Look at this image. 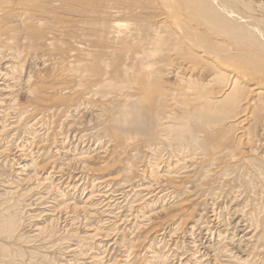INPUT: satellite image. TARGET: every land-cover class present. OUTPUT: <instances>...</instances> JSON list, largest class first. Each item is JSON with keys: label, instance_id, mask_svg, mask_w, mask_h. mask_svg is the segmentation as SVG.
Segmentation results:
<instances>
[{"label": "rangeland", "instance_id": "1", "mask_svg": "<svg viewBox=\"0 0 264 264\" xmlns=\"http://www.w3.org/2000/svg\"><path fill=\"white\" fill-rule=\"evenodd\" d=\"M83 1L42 0L43 6L41 4L38 5L39 8L34 6L33 13L44 18L43 20L35 18L36 21L38 19L41 22H34V24L38 31L41 33L43 31L45 35L41 34V37L44 38L38 43V46L30 47L32 46L30 42L23 46L24 57L23 52L18 51L16 45H12L11 50L7 46L0 45V53L9 54V58L15 66L21 62L17 68L19 72L25 71L24 75L26 71L28 72L32 62L30 54H36V64L43 63V57L45 59L49 56L50 63L45 61V72L39 74L40 80L44 79L46 82L37 80L35 84H38L39 81L38 86L41 85L40 83H42L41 87H49L50 84L51 88L54 86L55 91L44 90L45 92L42 94L47 97L48 95L54 96V98L49 96L50 99L52 98L51 103L56 101V103H52L54 107L51 106V103L33 104L37 108L32 110V108L29 109L32 102L23 97L20 110L14 108L10 112L7 111L12 116H8L4 121H7L6 124L12 125L8 126L5 131L0 124V135L3 134L0 136V216L2 215L0 219V228L2 227L0 229V264H264V147L257 149L264 142V134H262L264 115L258 114L260 118L257 117V119L249 118L250 110L248 109L247 120L241 126L235 127L231 125V122L236 119L230 120L220 113L204 110L201 117L197 118L194 107H200L201 102L190 103L191 105L185 107L179 106V104L176 106L170 104L168 99L170 94L172 92L179 94L182 88L166 77L168 74L171 75L175 71L174 68L178 66L177 60H173L175 56L170 52L169 55L167 51H163L164 55L160 53L157 57L159 60L155 58V55V61L147 51L141 52V48L135 44L136 42H133V45L129 40L130 46H128L129 41L125 43V46L122 41L123 34H120L121 37L118 36L115 41V38L109 37V39H113V45L106 38L108 35L103 37L106 33L101 28V23L106 18L109 19L105 21L108 25L119 22L123 26L122 30L125 29V26L144 18V15H141L143 14L141 9L136 8L137 0ZM87 1L92 3L88 4ZM112 2L113 5L117 3L116 6L113 7ZM49 5H57V7L50 6L51 8H49ZM111 5L112 7H110ZM130 6L132 8H129ZM74 7L76 11L73 10ZM87 7L89 10L86 9ZM120 8V15L115 14L114 12ZM122 8H128V10L123 11ZM47 9L50 11H46ZM130 9L131 11H129ZM89 11H92L93 18L98 20H94L91 14L87 13ZM136 14L137 16H135ZM70 16L74 17L71 18L73 19L72 25L70 24L71 19L67 22ZM109 16L111 19L108 18ZM142 16L143 18H141ZM82 18L85 19L82 20ZM86 19L88 22H92L89 25L88 22L84 24ZM82 21L84 23L81 25L79 22ZM93 21H99V23L94 24ZM55 23L56 25L62 23L61 29H59L60 27L56 28ZM52 24L53 27H51ZM79 24L82 27L79 26L78 29ZM63 25L69 27L65 26V28ZM46 27L49 28L44 32L43 28ZM83 27L89 30L90 28L98 29L100 32L98 30L89 32ZM56 31L60 34L54 35ZM88 32L94 35V38L90 34L88 35ZM75 34L78 37L79 35L85 36L86 39L79 40L77 36L75 38ZM83 34L85 35L83 36ZM66 35L74 36L67 38L69 36ZM51 37H57L56 39L59 41L55 43L56 39H53L54 47L57 50L53 48L52 53L45 46L46 40H51ZM73 37L77 40H73ZM102 37L104 41L101 40ZM68 39H72V41ZM87 39L91 42L89 43ZM63 40H65V45ZM86 40L88 46L87 42H85L86 46L83 42ZM109 41L110 43H108ZM75 42L89 48V51L92 48L96 49V52L91 50L96 54L92 55L97 58V62L93 66L98 65L95 67L97 68L101 62H106L108 65L106 71L111 70V73L106 72L107 80L113 79L114 82L111 80L106 84L100 78H93V82H91L92 80H83L84 87L82 86L81 89L77 86L78 82L75 84L76 80H70L65 75L59 77L62 72L66 74L72 69L70 63L74 58L73 63L76 62V58L82 62L83 58L79 56L80 59L78 53L72 55V49L73 52L76 50ZM106 43L111 45L106 46ZM39 45H43V48ZM69 45L75 47H70V49ZM59 46L62 49L68 48V51L62 50ZM129 47H131V51ZM38 49L40 50L38 51ZM97 50H99L98 54ZM17 51L22 55L17 54ZM113 51H116L115 54ZM131 52L133 54H130ZM48 53H51L52 56ZM63 54L68 55L64 57ZM97 55H102L99 56L101 59ZM12 58L17 59L13 61ZM65 59H71L68 61L69 65ZM65 61L66 63H64ZM131 61L133 62L131 63ZM149 61L152 64L148 63ZM155 62L157 65L154 64ZM22 65L24 70L20 67ZM63 65L66 68L69 67L66 69ZM87 66L89 67V65ZM110 66L113 67L110 68ZM130 68L133 69L130 70ZM152 68L155 70L152 71ZM85 69L87 68L85 67ZM92 69L91 71L94 70ZM4 70L3 63L0 61V71L4 72ZM42 74H46L43 79ZM90 74L93 75L91 72ZM150 75H152L151 78ZM142 77L145 78H143V82ZM121 79H123L122 82ZM144 81L145 84H143ZM1 83L2 80H0V85ZM134 83L138 85L136 86ZM112 88H114L113 91ZM46 91L48 92L46 93ZM150 96L152 97L150 98ZM144 97L148 98L146 102ZM0 98V115L5 116L2 112L8 102L4 96L1 95ZM81 98L86 101H81ZM62 99L66 100L61 102ZM163 100L166 101L163 102ZM84 103L86 104L83 105ZM173 107L177 116L181 115L183 120H171L168 125L181 127L183 128L182 132L165 130L164 125L166 126L167 123H164L166 121L164 119ZM51 108L54 109V114H51ZM39 111L40 113H38ZM84 112L86 116L80 117V113ZM185 112L189 114H187L189 119L183 117L187 116ZM1 116L0 121L2 122ZM49 116H52L53 119ZM21 118L23 120L20 121ZM39 124L41 125L39 126ZM176 124L177 126H175ZM68 126L69 128H67ZM156 138L160 139L156 140ZM168 141H170L169 144ZM162 147L164 148L162 149ZM176 147L178 148L175 149ZM170 149H174V152ZM251 149L257 150L249 152ZM232 156H235L233 161ZM11 218L12 222L9 223ZM8 225L11 228H8ZM14 229L16 230L14 231Z\"/></svg>", "mask_w": 264, "mask_h": 264}, {"label": "bare ground", "instance_id": "2", "mask_svg": "<svg viewBox=\"0 0 264 264\" xmlns=\"http://www.w3.org/2000/svg\"><path fill=\"white\" fill-rule=\"evenodd\" d=\"M72 1V0H71ZM83 1V0H82ZM110 1V0H108ZM114 1V0H113ZM131 1V0H130ZM136 1V0H135ZM134 1V3H135ZM83 2H86L85 0ZM94 2V0H93ZM96 2V1H95ZM115 2V1H114ZM117 2V1H116ZM119 2V1H118ZM138 2L136 8L138 10L141 9V11L143 12L144 18L143 16L141 18H143L141 21H138L134 24L125 26V29L122 30V25L119 22H114V24H110L108 25L107 19L102 21L101 23V28H103L104 32L106 33L105 35H103V37L105 38L106 35H108L106 38L109 39L110 38H115L114 41L116 40V38L121 37L120 34H123L122 37V41L125 43H128V41H132L138 45L141 48V52H145L147 51L148 54L152 55V59H154L155 55L157 57H159V54L162 53L163 51H167L168 54L170 52V54H173L174 59L173 60H177V67L174 68L175 71L174 72H170L171 75H166L167 79H171L173 80V83L182 87L180 90L181 92L179 94H175L174 92H172L170 94L169 102L170 104L173 105H178L179 106H188L191 105L190 103H197V102H201L202 105L200 107H194V113L195 116H197V118L201 117L202 115V111L207 110L209 112H213V113H220V114H224V116H226V118H229L230 120L232 119H236L233 120L231 122V125L236 126H241L243 124V122H245L247 119V112L248 109L249 111V118L253 117L254 119H257L258 114L261 116V114L264 115V0H140V1H136V3ZM60 3V2H59ZM74 3H76L74 1ZM88 4H91L92 2H88ZM103 3V2H102ZM124 3V2H123ZM127 3V2H126ZM39 4L42 5V0H0V45L2 46H7V48H9V50L12 49V45H16L18 51L23 52V57L24 55V51H23V46L27 43L30 42L35 46H38V43H40V41H43L41 37V34L45 35V33H42L40 31H38L36 24H34V22L39 23L41 22L40 20L35 18H40L42 16H38L37 13H33L34 8L36 6H38ZM47 4V2H46ZM117 4V3H115ZM114 4V5H115ZM132 4V3H131ZM55 5V4H54ZM87 5V4H86ZM106 6V3L104 4ZM108 5V3H107ZM113 5V2H112ZM112 5L110 7H112ZM113 5V7H114ZM120 5V4H119ZM35 6V7H34ZM43 6V5H42ZM47 6V5H46ZM50 6L53 5H49V8H51ZM104 6V8H105ZM116 6V5H115ZM132 6V5H131ZM129 8H132V7ZM53 7H57L53 6ZM124 7V6H122ZM39 8V6H38ZM42 8V7H41ZM78 8V7H77ZM76 8V9H77ZM89 7H87L86 9H88ZM134 8V6H133ZM135 8V9H136ZM45 9V8H44ZM53 9V8H52ZM59 9V8H56ZM70 9V8H69ZM79 9V8H78ZM84 9V12H86ZM106 9V8H105ZM114 10V8H111ZM123 9V8H122ZM125 9V8H124ZM123 11L128 10L125 9ZM136 9V11H137ZM38 10V9H37ZM49 9H47L46 11H48ZM71 10V9H70ZM75 10V7L74 9ZM89 10V9H88ZM133 10V9H132ZM50 11V10H49ZM55 11V10H54ZM53 11V13H54ZM76 11V10H75ZM83 11V10H81ZM94 11V10H92ZM91 11V12H92ZM131 11V9L129 10ZM261 13H260V12ZM74 12V11H73ZM79 12V11H78ZM77 12V13H78ZM90 12V11H89ZM87 12L88 14L92 13ZM121 12V8L118 11H115V14H119ZM59 13V12H58ZM76 13V12H75ZM101 13V12H98ZM104 13V12H102ZM105 13L107 14V12L105 11ZM125 13V12H124ZM138 13V16H140ZM50 14V13H49ZM84 14V13H83ZM97 14V13H96ZM112 14V13H110ZM109 14V15H110ZM43 15V13H42ZM78 15V14H77ZM80 15V13H79ZM108 15V14H107ZM120 15V14H119ZM125 15V14H124ZM133 15V14H131ZM49 16V15H48ZM82 17V15H80ZM85 16V15H84ZM83 16V17H84ZM87 16V15H86ZM98 16V15H96ZM106 16V15H104ZM137 16V14L135 15ZM44 17H46L44 15ZM100 17V16H99ZM98 17V18H99ZM112 17V16H111ZM117 17V16H116ZM119 17V16H118ZM51 18V17H50ZM71 18H74L72 16H70L68 18V21H70ZM93 18V16H92ZM92 18H90L92 20ZM101 18V17H100ZM99 18V19H100ZM103 18V17H102ZM103 18V19H104ZM110 18V16L108 17ZM113 18V17H112ZM44 19V18H43ZM42 19V20H43ZM48 19V18H46ZM85 18H82V20ZM88 19V18H87ZM86 19L85 23L84 21L79 22L87 24L88 20ZM94 20L96 18H93ZM111 19V18H110ZM114 19V18H113ZM112 19V20H113ZM119 19V18H118ZM49 20V19H48ZM57 20V19H56ZM59 20V19H58ZM57 20V21H58ZM79 20V18H78ZM98 20V19H96ZM110 20V21H112ZM50 21V20H49ZM53 21V20H51ZM77 23V20H75ZM73 19H71V25H72ZM92 21L88 22V25L91 23ZM94 22V21H93ZM96 22L99 23V21H95L94 24H96ZM101 22V21H100ZM44 24H46L45 22H43ZM49 23V22H48ZM50 23H54V22H50ZM43 24V25H44ZM75 24V22H74ZM83 24V25H84ZM47 26V25H44ZM59 25V23H58ZM55 23L56 28L60 27V25H62V23L58 26ZM80 24L78 25V29L79 26H81ZM40 26V25H39ZM51 26V25H50ZM49 26V27H50ZM54 26V27H55ZM64 26V25H63ZM66 26V25H65ZM64 26V27H65ZM87 26V25H86ZM85 26V27H86ZM99 26V24H98ZM41 27V26H40ZM39 27V29H41ZM43 28L44 32L45 29L49 28ZM53 27V24L52 26ZM62 27L63 29H65L66 27L68 28L69 26H66L65 28ZM76 27V26H75ZM82 27V26H81ZM71 28V27H70ZM72 28H74L72 26ZM90 28V27H88ZM96 28V27H95ZM100 28V27H99ZM52 30V28H50ZM61 29V27L59 28ZM76 29V28H75ZM77 29V31H78ZM83 29H87L84 28ZM94 29V28H92ZM90 28L87 29L89 30V32H91L92 30ZM48 30V29H47ZM46 30V31H47ZM66 30V29H65ZM70 30V29H69ZM72 30V29H71ZM74 30V29H73ZM72 30V31H73ZM86 30V31H87ZM98 30V29H97ZM97 30H92V31H97ZM102 30V29H100ZM80 31V30H79ZM82 31V29H81ZM99 31V30H98ZM101 31V32H103ZM48 32V31H47ZM54 32V31H53ZM52 32V33H53ZM67 32V31H65ZM64 32V33H65ZM85 33V31H83ZM88 32V35L91 33ZM100 32V31H99ZM56 33L60 34L59 32H55L54 35H57ZM62 33V31H61ZM75 33V32H74ZM66 34V33H65ZM73 34V32H72ZM79 34V33H78ZM81 34V33H80ZM99 34V33H97ZM53 35V36H54ZM64 35V34H62ZM85 34H83L84 36ZM65 36V35H64ZM69 36V35H66ZM74 36V35H72ZM71 35L67 38H71ZM76 34H75V38H76ZM94 38V35H91ZM50 37V36H49ZM58 37V36H57ZM56 37V38H57ZM85 37V36H84ZM82 36L79 35V37L77 36V38L83 39L85 40L86 38H84ZM90 37V36H89ZM101 37V36H100ZM99 37V38H100ZM102 37V38H103ZM56 38H52L51 40H46V48L48 49V51H51V53L53 52L52 49L56 48L54 47L55 43H58L59 41ZM98 38V37H96ZM95 38V39H96ZM104 38L101 39L104 41ZM56 39V42L54 40ZM64 39V38H63ZM44 40V41H45ZM53 40V41H52ZM70 40V39H68ZM73 40L74 37H73ZM77 40V39H76ZM75 40V41H76ZM88 40V39H87ZM83 41L84 43L87 42ZM100 40V39H98ZM112 43V40L109 39ZM118 40V39H117ZM120 40V39H119ZM118 40V41H119ZM64 45H65V40H63ZM72 41V39L70 40ZM89 41V40H88ZM110 41L108 43H110ZM121 41V40H120ZM129 41V42H130ZM55 42V43H54ZM62 43V40L60 41ZM67 42V41H66ZM91 41H89L90 43ZM95 42V41H94ZM69 43V42H67ZM76 43V50L72 49V55H75L76 53H78V57L82 56L81 58H83L80 62V60H78V58H76V62L73 63V61L75 60V58L72 60L71 64V70L66 72V74H63L59 76H66L69 77V79L71 80H76V83L78 82V87H82L83 86V80H88L91 81L93 78H100L104 81V83H108V81L110 82L113 79H108L107 73L110 71H106L108 70V65L106 62H101L100 66L95 68L96 66H93V64L95 62H97V58H96V54L94 52H96V49L92 48L91 46V50L94 51L92 53V51L88 50L89 48L85 47L82 45L80 46L79 42H75ZM93 43V42H92ZM91 43V44H92ZM104 43V42H103ZM71 44V43H70ZM107 44V43H106ZM116 44V43H115ZM118 44V43H117ZM123 44V45H124ZM131 42L129 43L128 46H130ZM63 45V47H65ZM98 45V44H97ZM105 45V44H104ZM109 44H107L106 46H108ZM111 45V44H110ZM109 45V46H110ZM113 45V43H112ZM120 45V44H119ZM122 45V46H123ZM134 45V44H133ZM135 45V46H136ZM29 46V43H28ZM40 46V45H39ZM43 45H41L40 47H42ZM57 46V45H56ZM62 46V45H60ZM59 46V47H60ZM84 46V47H83ZM87 46H88V42H87ZM89 46V47H90ZM95 46V45H93ZM98 46H101L100 44ZM103 46V45H102ZM101 46V47H102ZM115 46V45H114ZM126 46V44H125ZM11 47V48H10ZM27 47V45H26ZM58 47V48H59ZM69 48L71 47L70 45L68 46ZM73 47V45H72ZM71 47V48H72ZM75 47V46H74ZM73 47V48H74ZM97 47V46H95ZM113 47V46H112ZM117 47V46H116ZM115 47V48H116ZM134 48V46H132ZM137 47V46H136ZM1 48V47H0ZM3 48V47H2ZM28 48V47H27ZM45 48V49H46ZM62 49V47H60ZM70 48V49H71ZM98 48V47H97ZM100 48V47H99ZM98 48V49H99ZM107 48V47H105ZM103 48V49H105ZM111 48V47H110ZM109 48V51H110ZM124 48V47H123ZM128 48V47H126ZM132 48V49H133ZM4 49V48H3ZM37 49V48H36ZM35 49V50H36ZM64 50L66 48H63ZM62 49V50H63ZM68 49V48H67ZM66 49V50H67ZM87 49V50H84ZM101 49V50H103ZM125 49V48H124ZM130 51H131V47H129ZM128 49V51H129ZM40 49H38L39 51ZM57 50V48L55 49ZM108 50V49H107ZM113 50V49H112ZM123 50V49H121ZM137 51V49H135ZM17 51V52H18ZM31 51V50H29ZM34 51V50H33ZM68 51V50H67ZM106 51V50H105ZM134 51V50H133ZM11 52V51H10ZM9 52V53H10ZM14 52V51H13ZM16 52V53H17ZM20 52H18L17 54H21ZM28 52V51H27ZM60 52V51H59ZM99 50H97V54H98ZM103 52V51H102ZM114 52V51H113ZM116 52V51H115ZM115 52L113 54H115ZM140 52V53H141ZM15 53V54H16ZM35 53V52H34ZM51 53H48L49 55H51ZM55 53V52H54ZM58 53V52H57ZM101 53V51H100ZM104 53V52H103ZM110 53H112L110 51ZM123 53V52H122ZM139 53V52H138ZM146 53V54H147ZM11 54V53H10ZM21 54V55H22ZM28 54V53H27ZM44 54V53H43ZM47 54V55H48ZM56 54V53H55ZM61 54V53H59ZM95 54V55H92ZM102 54V53H101ZM109 54V52H108ZM107 54V55H108ZM130 54H133L132 52ZM129 54V56H130ZM135 54V53H134ZM164 55V53H162ZM167 54V53H166ZM165 54V55H166ZM169 54V55H170ZM20 55V56H21ZM65 55L64 57H66V55L68 54H63ZM104 56V54H102ZM102 55H97L102 56ZM142 56H144L141 53ZM158 55V56H157ZM17 56V55H16ZM31 63L30 66L28 68V72L26 71L25 75L24 72H19L18 68L19 66H17L19 63L21 64V62L17 63V65L15 66L13 64V62L10 60L11 58H9V54H4V53H0V61H2L3 63V69L4 72L0 71V80H2V83L0 85V96H4V98L7 100V106L5 107V110H3V114L5 116H1L2 122L0 121V124H2V129L5 130L7 129L8 126L12 125V124H6L7 121H4L5 118H8V116H12V114H9V112L15 108V110H20V105L21 104V100L23 97H26L27 99H29L32 102V105H30L31 107L29 109L32 108L36 110V108L33 106V104L35 105H40V104H45V103H51V99L49 98L50 95H48V97L44 94H42L43 92H45L44 90H54V86L51 88V84L50 86H43L41 87L42 83H40L41 85L38 86V84H35V81L40 80V73L45 72V68L46 65L45 63L51 61V58H49V56L47 58L44 59L43 57V63L40 62V64H36V54L31 55ZM41 56V55H40ZM44 56V55H43ZM52 56V55H51ZM57 57V55H55ZM126 56V54H125ZM124 56V57H125ZM128 56V55H127ZM141 56V57H142ZM22 57V58H23ZM38 57V56H37ZM62 57V56H61ZM68 57V56H67ZM77 57V56H76ZM79 57V58H80ZM95 57V58H94ZM138 57V55H137ZM146 57V56H145ZM143 57V58H145ZM19 58V56H18ZM55 58V57H54ZM58 58L59 55H58ZM69 58V57H68ZM80 58V59H81ZM94 58V59H93ZM100 58V57H99ZM106 58V56H105ZM140 58V57H138ZM137 58V59H138ZM161 58V57H160ZM13 59V58H12ZM17 59V58H16ZM16 59H13L16 60ZM21 59V57H20ZM19 59V60H20ZM93 59V60H91ZM101 59V58H100ZM108 59V58H107ZM127 61L129 59L126 58ZM134 59V58H133ZM158 59V58H157ZM22 60V59H21ZM53 60V59H52ZM60 60V59H59ZM58 60V61H59ZM63 60V59H62ZM67 60V59H65ZM71 59L67 60V64L69 63L68 61ZM78 60V61H77ZM105 60V59H104ZM109 60V59H108ZM136 60V59H135ZM139 60V59H138ZM149 60V58H148ZM156 61V59H154ZM159 60V59H158ZM157 60V61H158ZM181 60V62H180ZM18 61V60H17ZM23 61V60H22ZM38 61V60H37ZM46 61V62H45ZM54 61V60H53ZM52 61V63H53ZM61 61V60H60ZM100 61V60H99ZM130 61V60H129ZM153 61V60H151ZM162 61V59H161ZM160 61V62H161ZM36 62V63H35ZM133 61H131L132 63ZM136 62V61H135ZM142 62V61H140ZM144 62V61H143ZM16 63V62H15ZM48 63V64H49ZM59 63V62H58ZM62 63V61H61ZM66 63V61L64 62ZM138 63V62H137ZM146 63V62H145ZM150 63V61L148 62ZM26 64V63H25ZM63 64V63H62ZM129 64V62H128ZM139 64V63H138ZM142 64V63H141ZM152 64V62L150 63ZM149 64V65H150ZM155 65L156 62L154 63ZM159 64V63H158ZM162 64V63H161ZM58 65V64H57ZM69 65V64H68ZM89 65V67L87 66ZM135 65V64H134ZM137 65V64H136ZM143 65H145L143 63ZM148 65V64H146ZM59 66V65H58ZM64 66V65H63ZM62 66V68H63ZM92 66V67H91ZM104 66V67H102ZM132 66V64H131ZM139 66V65H138ZM21 69L24 70V66H20ZM60 67V66H59ZM65 67V66H64ZM69 66H67L68 68ZM83 67V68H81ZM85 67L88 69H85ZM113 66H110V68H112ZM126 67V66H125ZM128 67V66H127ZM66 68V67H65ZM66 68V69H67ZM74 68V69H73ZM94 70H93V69ZM101 68V69H100ZM104 68V69H103ZM122 68V67H121ZM136 68V66H135ZM149 68V67H148ZM172 68V67H171ZM56 69V68H55ZM91 69L93 71H91ZM105 70L104 72H102L103 70ZM129 69V68H128ZM133 68H130V70ZM155 70V68H152ZM60 70V68H59ZM102 70V71H101ZM129 70V71H130ZM142 70V68H141ZM149 70V69H148ZM53 71L55 72V70L53 69ZM123 71V70H122ZM121 71V72H122ZM147 71V69H146ZM51 73V71H49ZM48 72V73H49ZM90 72L93 74L91 75ZM107 72V73H106ZM128 73V71H126ZM131 72V71H130ZM148 72V71H147ZM151 72V70H150ZM65 73V72H64ZM111 73V72H110ZM125 73V72H122ZM132 73V72H131ZM154 73V72H152ZM54 74V73H53ZM61 74V71H60ZM133 74V73H132ZM155 74V73H154ZM46 74H42V79L43 76H45ZM48 75V74H47ZM120 75V74H119ZM148 75V74H146ZM110 76V74H109ZM113 76V75H112ZM129 76V74H128ZM133 76V75H132ZM131 76V77H132ZM152 75H150L149 77L151 78ZM51 77V75H50ZM54 77H56V75H54ZM106 77V79L104 80V78ZM48 78V76H47ZM46 78V79H47ZM130 78V77H129ZM143 78L142 77V82H143ZM149 78V79H150ZM49 79V78H48ZM95 79V80H96ZM145 79V78H144ZM148 79V77L146 78V80ZM153 79V78H152ZM44 80V79H43ZM42 80V81H43ZM59 80V79H58ZM123 79H121L122 82ZM133 80V79H131ZM41 81V80H40ZM41 81V82H42ZM45 81V80H44ZM43 81V82H44ZM68 81V80H67ZM46 82V81H45ZM44 82V83H45ZM49 82V81H48ZM51 82V81H50ZM61 82V81H60ZM65 82V81H64ZM63 82V83H64ZM93 82V80L91 81ZM100 82V81H99ZM98 82V84H99ZM120 82V83H121ZM131 82V81H130ZM138 83V82H136ZM86 84V83H85ZM84 84V85H85ZM93 84V83H92ZM96 84V83H95ZM111 84V83H110ZM113 84V83H112ZM135 84V83H134ZM139 84V83H138ZM137 84V85H138ZM145 84V81L144 83ZM154 85V83H152ZM97 85V84H96ZM101 85V84H100ZM123 85V83H122ZM136 85V84H135ZM136 85V86H137ZM104 86V85H102ZM108 86L110 87V85L108 84ZM107 86V88H109ZM252 86V87H250ZM84 87V86H83ZM101 87V86H100ZM124 87V85H123ZM131 87V86H130ZM134 87V85H133ZM139 87V86H138ZM148 87V86H147ZM153 87V86H152ZM74 88V87H72ZM76 88V86H75ZM106 88V87H105ZM127 88L129 89V86L127 85ZM145 88V87H144ZM59 90V88H57ZM56 89V91H57ZM77 89V88H76ZM82 89V88H81ZM102 89V87H101ZM114 88H112L113 91ZM121 89V88H120ZM136 89V88H135ZM161 89V88H160ZM165 89V88H164ZM63 90V89H62ZM68 90V89H66ZM65 90V91H66ZM78 90V89H77ZM80 90V89H79ZM84 90V89H83ZM99 90V89H98ZM97 90V91H98ZM130 90V89H129ZM132 90V89H131ZM141 90V89H140ZM139 90V92H140ZM167 90V89H166ZM55 91V90H54ZM69 91V90H68ZM75 91V90H74ZM95 91V90H94ZM125 91V90H124ZM176 92V90H173ZM48 91H46L47 93ZM50 92V91H49ZM71 92V91H70ZM82 92V91H80ZM117 92V91H116ZM129 92V91H127ZM138 92V93H139ZM170 92V91H169ZM55 93V92H54ZM57 93V92H56ZM78 93V92H77ZM85 93V92H84ZM103 93V92H102ZM101 93V94H102ZM141 93V92H140ZM159 93V92H157ZM161 93V92H160ZM132 94V93H131ZM145 94V93H144ZM169 94V93H168ZM57 95V94H55ZM61 95V94H60ZM63 95V93H62ZM65 95V94H64ZM82 95V94H80ZM125 95V94H124ZM139 95V94H138ZM152 95V94H151ZM155 95V94H154ZM157 95V94H156ZM159 95V94H158ZM179 95V96H178ZM37 96H40L41 98H38ZM101 96V95H100ZM120 96V95H119ZM126 96V95H125ZM142 96V95H141ZM145 96V95H144ZM160 96V95H159ZM183 97L181 99V97ZM53 97L54 96H50ZM129 97V96H128ZM136 97V96H135ZM139 97V96H137ZM143 97V96H142ZM152 96H150L151 98ZM155 97V96H154ZM163 97V96H162ZM180 97V98H179ZM43 98V99H42ZM62 98V97H61ZM99 98V97H98ZM149 98V99H150ZM166 98V97H165ZM187 98V99H185ZM1 99V98H0ZM56 99V97H55ZM54 99V100H55ZM60 99V98H59ZM58 99V101H59ZM82 99V98H81ZM124 99V98H123ZM130 99V98H129ZM133 99V98H132ZM148 98L144 97V101L146 102ZM154 99V98H153ZM163 99V98H162ZM161 99V100H162ZM44 100V101H43ZM66 99H62L60 100L61 102H64ZM77 100V98H76ZM84 99H82L81 101H83ZM137 100V99H136ZM141 100V99H140ZM156 100V99H155ZM75 101V100H74ZM86 101V100H84ZM131 101V100H130ZM143 101V102H144ZM150 101V100H149ZM166 101V100H165ZM163 100V102H165ZM2 102V100H1ZM6 102V101H5ZM56 103V101H54ZM54 102H52L54 104ZM134 102V101H133ZM136 102V101H135ZM154 102V100H153ZM51 103V104H52ZM83 103V102H82ZM81 103V104H82ZM137 103V102H136ZM43 104V105H44ZM50 104V105H51ZM53 104L51 106H53ZM86 103H84L83 105H85ZM151 104V103H150ZM167 104V102H166ZM5 105V104H4ZM65 105V104H64ZM70 105V104H68ZM67 105V107H68ZM99 105V104H97ZM169 105V104H168ZM194 105V104H193ZM46 106V105H45ZM49 106V105H47ZM46 106V107H47ZM144 106V105H143ZM148 106V105H147ZM167 106V105H166ZM174 106V107H175ZM50 107V106H49ZM54 107V106H53ZM52 107V108H53ZM56 107V105H55ZM62 107V106H60ZM64 107V106H63ZM70 107V106H69ZM145 107V106H144ZM172 107V106H170ZM173 107V109L170 111H168V115L165 117L164 120H166L164 123L166 124L165 130L172 132V131H179L182 132L183 128L181 127H174L172 125H168L169 122L171 120H178V121H182L183 118H181L182 116L176 114L175 112V108ZM28 108V107H25ZM42 108V107H39ZM50 110L51 114H54L55 112L53 111L54 109ZM58 108V107H57ZM151 108V105H150ZM168 108V107H167ZM189 110V107H187ZM186 108V110H187ZM66 109V107H65ZM73 109H75V107H73ZM134 109V108H132ZM154 109V108H153ZM161 109V108H160ZM179 109V107H178ZM182 109V108H181ZM42 110V109H41ZM57 110V109H55ZM60 110V109H59ZM72 110V109H71ZM152 110V109H151ZM163 110V109H161ZM7 111H9L7 113ZM14 111V110H13ZM29 111V110H28ZM46 111V108H45ZM78 111V110H77ZM155 111V110H153ZM182 111V110H180ZM183 111H185V108H183ZM22 112V111H21ZM20 112V113H21ZM34 112V111H33ZM44 112V111H42ZM49 112V110H48ZM47 112V115H48ZM80 112V111H79ZM148 112V111H147ZM164 112V111H163ZM162 112V113H163ZM18 113V114H20ZM25 113H26V109H25ZM31 113V112H30ZM40 113V111L38 112ZM65 113V112H64ZM149 113V112H148ZM158 113V112H157ZM156 113V114H157ZM186 113V112H185ZM1 114V113H0ZM34 114V113H32ZM43 114V113H42ZM71 114V113H70ZM81 116L80 117H84L86 115L85 112L84 113H80ZM155 114V115H156ZM161 114V111H160ZM167 114V113H166ZM179 114H181V112H179ZM188 113H186L187 115ZM193 114V113H192ZM24 115V114H23ZM22 115V116H23ZM44 115V114H43ZM50 115V113H49ZM56 115V114H55ZM58 115V114H57ZM56 115V116H57ZM77 115V114H76ZM84 115V116H83ZM88 115V114H87ZM94 115V113H93ZM189 115V114H188ZM188 115L184 118L189 119ZM18 116V115H17ZM29 116V115H28ZM61 116V115H60ZM145 116V114H144ZM50 117V116H49ZM47 117V118H49ZM75 117V115H74ZM73 117V119H74ZM148 117V116H147ZM159 117V116H158ZM157 117V118H158ZM161 117V116H160ZM191 117V116H190ZM10 118V117H9ZM13 118V117H11ZM51 119L52 116L50 117ZM59 118V117H58ZM57 118V119H58ZM72 118V117H71ZM78 118V116H77ZM86 118V117H85ZM163 118V117H161ZM196 118V117H195ZM244 118V119H243ZM260 118V117H259ZM33 119V118H32ZM56 119V118H55ZM76 119V118H75ZM13 120V119H12ZM23 120V118L20 119V121ZM29 120V118H28ZM43 120V119H42ZM45 120V119H44ZM79 120V119H78ZM85 120V119H84ZM192 120V119H191ZM228 120V119H227ZM228 120V121H230ZM18 121V120H17ZM74 121V120H73ZM161 121V120H160ZM159 121V122H160ZM216 121V120H215ZM227 121V122H228ZM26 122V121H24ZM41 122V121H40ZM39 122V123H40ZM225 122V121H224ZM255 122H257V120H255ZM13 123V122H12ZM47 123V121H46ZM150 123V122H149ZM178 123V122H177ZM191 123V122H190ZM17 124V123H15ZM26 124V123H25ZM33 124V123H32ZM37 124V123H36ZM175 124V122H174ZM182 124V123H180ZM18 125V124H17ZM28 125V124H27ZM35 125V124H34ZM41 124H39L40 126ZM81 125V124H79ZM78 125V126H79ZM161 125V124H160ZM163 125V124H162ZM20 126V125H18ZM24 126V125H23ZM56 126V125H55ZM177 126V124L175 125ZM180 126V125H179ZM182 126V125H181ZM12 127V126H11ZM16 127V126H15ZM14 127V128H15ZM33 127V126H32ZM37 127V126H36ZM149 127V126H148ZM27 128H29V126H27ZM59 128V127H58ZM69 128V126L67 127ZM73 128V127H72ZM71 128V129H72ZM144 128V127H143ZM152 128V127H151ZM13 129V128H11ZM34 129V128H33ZM57 129V128H56ZM66 129V128H65ZM146 129V128H145ZM164 129V128H163ZM162 129V130H163ZM188 129V127H187ZM70 130V129H69ZM208 130V129H207ZM6 131V130H5ZM4 131V132H5ZM10 131V130H9ZM63 131V130H62ZM160 131V130H159ZM1 132H3L1 130ZM3 132V133H4ZM13 132V131H12ZM16 132V131H15ZM36 132V131H34ZM67 132V131H66ZM70 132V131H68ZM148 132V131H147ZM165 132V131H164ZM6 133V132H5ZM60 133V132H59ZM161 133V132H160ZM50 134V133H49ZM172 134V133H171ZM183 134V133H182ZM188 134V133H187ZM264 134V129H263V133ZM1 135H3L1 133ZM0 135V136H1ZM12 135V134H11ZM15 135V134H14ZM167 135V134H166ZM165 135V136H166ZM177 135V133H176ZM180 135V134H179ZM184 135V134H183ZM10 136V134H9ZM8 136V137H9ZM161 136H164L163 134H161ZM168 136V135H167ZM170 136V134H169ZM16 137V136H14ZM47 137V136H46ZM175 137V136H174ZM192 137V136H191ZM10 138V137H9ZM43 138V137H41ZM166 138V137H164ZM179 138V137H177ZM241 138V137H240ZM14 139V138H13ZM160 139V138H159ZM156 138V140H159ZM171 139V138H170ZM175 139V138H173ZM184 139V138H183ZM165 140V139H164ZM178 141V139H177ZM56 142V141H55ZM63 142V141H62ZM162 141H160L161 143ZM170 141H168L169 144ZM48 143V142H47ZM64 143V142H63ZM165 143V142H163ZM174 143V142H173ZM191 143V142H190ZM194 143V142H193ZM44 144V143H43ZM71 144V143H70ZM159 144V143H157ZM162 144V143H161ZM28 145V144H27ZM46 145V144H45ZM65 145V143H64ZM102 145V144H101ZM156 145V144H155ZM186 145V144H185ZM189 145V144H188ZM191 145V144H190ZM161 146V145H160ZM159 146V147H160ZM166 146V144H165ZM181 146V144H180ZM187 146V145H186ZM26 147V146H25ZM46 147V146H45ZM170 147V145H169ZM185 147V146H184ZM188 147V146H187ZM186 147V148H187ZM264 147V142L262 144H260L259 148ZM16 148V147H15ZM32 148V147H31ZM154 148V147H153ZM164 147H162L163 149ZM167 148V147H166ZM178 147H176L175 149H177ZM183 148V147H181ZM215 148V147H214ZM38 149V148H37ZM65 149V148H64ZM157 149V148H156ZM168 149V148H167ZM257 149L255 150H249V152H255ZM172 150V149H170ZM174 150V149H173ZM172 150V151H173ZM180 150V147H179ZM33 151V150H32ZM163 151V150H162ZM181 151V150H180ZM197 151V150H196ZM7 152V151H5ZM69 152V151H67ZM174 152V151H173ZM183 152V150H182ZM195 152V151H194ZM32 153V152H31ZM66 153V152H65ZM196 153V152H195ZM183 154V153H182ZM85 155V154H84ZM176 155V154H175ZM194 155V154H193ZM197 155V154H196ZM199 155V154H198ZM44 157V156H43ZM50 157V156H49ZM48 157V158H49ZM218 158V157H217ZM4 159V158H3ZM69 159V157H68ZM188 159V158H187ZM232 161L235 159V156H232ZM55 160V159H54ZM33 161V160H32ZM70 162V161H69ZM52 164V163H51ZM54 164V163H53ZM176 166V165H175ZM189 166V165H187ZM69 169V168H68ZM216 169V168H215ZM170 170V168H169ZM41 171V170H40ZM171 173V171H169ZM154 173V172H153ZM65 176V175H64ZM146 176V175H145ZM162 178V176H161ZM38 182V181H37ZM21 183V182H20ZM88 185V184H87ZM57 188V187H56ZM111 190V189H110ZM147 191V190H146ZM110 192V191H109ZM107 195V193H106ZM49 196V195H48ZM173 196V195H172ZM21 197V196H20ZM2 198V197H1ZM163 198V197H162ZM118 199V198H117ZM143 200V199H142ZM91 204V203H90ZM141 206V205H140ZM165 207V206H164ZM100 208V207H99ZM105 209V208H104ZM59 210V209H58ZM93 211V210H92ZM210 211V210H209ZM6 212V211H5ZM62 212V211H61ZM229 212V211H228ZM91 214V213H90ZM2 216V215H1ZM0 216V219H1ZM6 217V216H4ZM107 218V217H106ZM219 218V217H218ZM246 219V218H244ZM11 221H9V223L12 222V218L10 219ZM133 220V219H132ZM229 220V219H228ZM2 221V220H1ZM8 221V219H7ZM247 221V220H246ZM15 222V220H14ZM106 222V221H105ZM251 222V220H250ZM6 223V222H5ZM8 223V224H9ZM156 223V222H155ZM158 223V222H157ZM13 224V223H12ZM231 224V223H230ZM11 225V224H9ZM8 225V226H9ZM1 226V225H0ZM14 226V225H12ZM156 226V225H155ZM2 228V227H1ZM0 228V229H1ZM5 228V227H4ZM8 228H11L10 226ZM222 228V227H221ZM13 229V228H12ZM11 229V230H12ZM157 229V228H156ZM4 230V229H3ZM6 230V229H5ZM8 230V229H7ZM16 229H14L15 231ZM155 230V229H154ZM9 231V230H8ZM12 231V232H14ZM165 231V230H164ZM229 231V230H228ZM7 232V231H6ZM4 233V232H3ZM10 233V232H9ZM15 233V232H14ZM104 233V232H103ZM13 234V233H12ZM158 234V233H157ZM170 234V233H169ZM3 235V234H2ZM7 235V234H6ZM9 235V234H8ZM11 235V234H10ZM187 236V235H186ZM162 237V236H161ZM155 238V237H154ZM206 238V237H205ZM184 239V238H183ZM238 239V238H237ZM168 240V239H167ZM172 240V239H171ZM198 240V239H197ZM219 240V239H218ZM252 240V239H251ZM164 242V241H163ZM194 242V240H193ZM206 242V241H205ZM237 242V241H236ZM246 246V245H245ZM213 247V246H212ZM258 249V248H257ZM187 250V249H186ZM239 250V249H238ZM12 251V250H11ZM246 251V250H245ZM78 252V251H77ZM243 252V251H242ZM192 253V252H191ZM199 254V253H198ZM209 258V257H208ZM259 260V259H258ZM109 263V262H108ZM131 263V262H130Z\"/></svg>", "mask_w": 264, "mask_h": 264}]
</instances>
